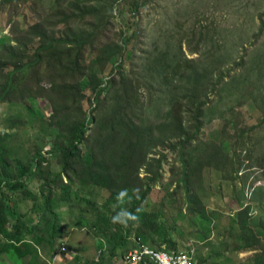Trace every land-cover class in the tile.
Segmentation results:
<instances>
[{
	"label": "trees",
	"instance_id": "16d2710c",
	"mask_svg": "<svg viewBox=\"0 0 264 264\" xmlns=\"http://www.w3.org/2000/svg\"><path fill=\"white\" fill-rule=\"evenodd\" d=\"M15 1L0 0V8ZM148 1L133 0V15ZM35 2L47 6L46 18L41 17L21 30L11 29L14 43L0 46V67L12 66L6 72L4 83H0V102L41 97L50 105L47 119L52 136L46 141L42 135V147L48 146L45 151L41 153L37 149L34 156L15 162L12 168L7 163L8 151H0V259L7 257L13 264H44L38 250L45 246L52 252L56 239L64 233L52 210L53 206L63 204L70 209L78 206L74 221L89 222L101 237L99 258L85 260L82 264H106L115 249L126 242L123 232L129 227L126 231L121 224L131 225L139 216L142 220L136 237L151 247L177 250L172 225L163 216L158 219V209L139 213L152 186L160 180L162 162L166 159L165 154L156 158L148 157V153L158 144L170 141L169 145L177 150L186 168L195 147L207 158L206 164L198 160V169L205 165L225 168L232 164L233 158L219 144L210 143L208 147L194 140L202 124L230 104L226 101L230 97L220 94L226 87V78H231L232 85L238 83L240 77L264 76L262 55L251 68L244 66L247 50L263 38L264 14L256 16L257 30L250 35L248 45L240 43L241 55L236 56L232 66L214 75V69L227 64L226 58H217L205 83L197 85L196 82L194 88L183 85L181 91L176 90L175 72L182 68V78L188 75V67L183 69L176 55L167 60L169 63L164 60L156 70L158 76L142 77L148 87V105L163 84L171 87L167 100L158 93L156 104L151 108L140 101V77L134 70L124 69L125 60H121L122 56L130 58L132 55L127 45L134 31L128 35L126 29H119L117 38L113 39L108 35L116 18L114 5L118 0L92 4H85L83 0ZM88 51V60L83 62ZM184 61L190 65L193 60ZM102 72L107 75L102 77ZM15 73H19L18 82H15L18 79ZM162 79L168 81L164 83ZM250 85L256 83L250 82ZM212 92L219 95L217 100L209 96ZM247 92L253 94L251 90ZM255 101L263 109L264 96L262 101L258 98ZM19 123H25L21 112L15 115L11 128ZM234 135L226 137L232 140ZM244 135L242 132L238 137ZM8 136L7 132L0 135V143ZM172 138L176 140L171 141ZM234 142H237L235 138ZM85 150L88 160L83 155ZM233 153H238L234 145ZM53 165L59 166L57 171L52 169ZM142 168L147 173L144 176L139 174ZM185 173L182 181L187 185L189 180ZM29 179L38 182L36 192L27 186ZM16 192L32 198L34 204L42 198V205L28 213L37 216L35 224L25 221L21 213L10 219V213L16 210L8 203L7 196ZM108 204L112 206L106 208ZM246 210L243 207L238 212L240 241L244 249L255 250L261 239L244 219ZM25 256L29 258L24 263Z\"/></svg>",
	"mask_w": 264,
	"mask_h": 264
},
{
	"label": "rangeland",
	"instance_id": "374dc122",
	"mask_svg": "<svg viewBox=\"0 0 264 264\" xmlns=\"http://www.w3.org/2000/svg\"><path fill=\"white\" fill-rule=\"evenodd\" d=\"M34 1L17 0L0 8V46L14 43L11 29L21 30L41 17L46 18L47 6H39ZM38 1L42 3V0ZM52 1L45 0V4ZM108 1L83 0L85 4ZM132 1L118 0L115 3L116 18L108 35L113 39L117 38L119 29H126L128 35L134 31L127 45L132 55L130 58L122 56L121 60H125L124 69L129 72L134 70L140 77V101L151 108L156 104L158 93L167 100L171 87L168 83L163 84L148 105V87L142 77L158 76L156 70L161 68L164 60L170 61L176 55L183 69L188 67V75L185 74L184 78L182 68L175 72L173 79L178 80L176 90L181 91L183 85L194 88L196 82L197 85L205 83L210 70L216 66L217 58H226L227 64L214 69V75L232 66L236 56L241 55L240 43L248 45L250 35L257 30L256 16L264 14V0H149L135 15L131 11ZM87 54L83 62L88 60L90 52ZM259 55L264 59V35L250 51L247 50L245 69L251 68L261 58ZM184 59L193 61L189 65ZM10 69L12 66L0 67V83H4L6 72ZM15 75L18 78L15 82H18L19 73ZM106 75L101 73L102 77ZM249 78L240 77L238 83L232 85L231 78H226V87L220 94L230 97L226 101H230L228 105L233 109L230 110L228 105L226 109L221 108L214 118L202 124L198 138L194 140V143L198 140L208 147L210 143L219 144L233 158L232 164H227L225 168L205 165L198 169V160L206 164L207 158L205 153L195 147L196 150L189 157L191 163L186 168L177 150L169 145L170 141L158 144L148 153V157L156 158L165 154L166 159L162 162L161 178L152 186L139 213L158 209V219L163 216L172 225L177 250H192L194 257L204 264H264V107L262 109L260 103L255 101V98L262 101L264 96V76ZM167 81L161 80L164 83ZM250 82L256 85H250ZM247 90L253 94L249 95ZM209 96L213 100L219 98L213 92ZM238 99H241L239 105ZM19 112L25 117V123L11 128ZM49 113L50 105L41 97L0 102V135L9 133L0 143V151H8L6 157L10 168L15 162L26 161L28 157L34 156L37 149L45 151L48 148L42 147V135L46 141L51 140L47 119ZM242 132L245 135L239 138L238 134ZM227 134L235 135L230 140ZM234 138L237 142H234ZM174 140L176 138L171 139ZM233 145L238 153H233ZM83 155L89 159L86 150ZM58 168V165L52 167L55 171ZM185 171L189 180L187 185L182 181ZM139 174L144 176L147 173L142 168ZM27 186L34 192L38 190L36 180L29 179ZM7 201L16 210L10 213L11 220L21 213L25 221L36 223L37 216L28 213L42 205V198L39 197L34 204L32 198L16 192L8 194ZM111 206L108 204L106 208ZM77 207L70 209L66 204L52 207L64 231L59 237L65 239L66 251L55 254L59 237L52 252L41 246L38 251L44 264H82L85 260L99 258L97 251L101 237L92 230L89 222L81 224L74 221L78 214ZM243 207L247 208L244 219L261 239L255 250L244 249L240 241L237 218ZM141 218L135 217L131 225L127 222L121 224V228L126 231L129 227V232H123L126 242L115 249L106 259V264H123L124 252L134 245ZM28 258L25 256L23 262ZM0 264L13 263L7 257H2Z\"/></svg>",
	"mask_w": 264,
	"mask_h": 264
},
{
	"label": "built area",
	"instance_id": "2783aa9c",
	"mask_svg": "<svg viewBox=\"0 0 264 264\" xmlns=\"http://www.w3.org/2000/svg\"><path fill=\"white\" fill-rule=\"evenodd\" d=\"M133 242L134 245L124 252L123 264H204L194 257L192 250L151 247L143 243L140 237H136ZM57 246L55 254L65 251V239L59 238Z\"/></svg>",
	"mask_w": 264,
	"mask_h": 264
},
{
	"label": "clouds",
	"instance_id": "9594fccd",
	"mask_svg": "<svg viewBox=\"0 0 264 264\" xmlns=\"http://www.w3.org/2000/svg\"><path fill=\"white\" fill-rule=\"evenodd\" d=\"M202 263V262H201Z\"/></svg>",
	"mask_w": 264,
	"mask_h": 264
}]
</instances>
